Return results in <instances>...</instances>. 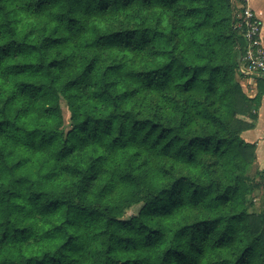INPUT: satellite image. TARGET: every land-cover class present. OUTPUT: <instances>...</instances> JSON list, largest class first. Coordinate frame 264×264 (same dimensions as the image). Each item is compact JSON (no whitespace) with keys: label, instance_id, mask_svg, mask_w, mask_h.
Returning <instances> with one entry per match:
<instances>
[{"label":"trees","instance_id":"trees-1","mask_svg":"<svg viewBox=\"0 0 264 264\" xmlns=\"http://www.w3.org/2000/svg\"><path fill=\"white\" fill-rule=\"evenodd\" d=\"M238 12L233 0H0V264H264ZM121 117L142 141L114 134ZM193 146L223 176L211 218ZM182 185L195 202L172 198Z\"/></svg>","mask_w":264,"mask_h":264},{"label":"clouds","instance_id":"clouds-1","mask_svg":"<svg viewBox=\"0 0 264 264\" xmlns=\"http://www.w3.org/2000/svg\"><path fill=\"white\" fill-rule=\"evenodd\" d=\"M85 20H86L85 17H81V23H84ZM134 39H138V38H134ZM183 73H184V68L180 66V63H177L176 65H174L173 70H172V75H173V83L171 84L172 88H175L176 84H182L183 83V80L185 78L183 76ZM173 94H175V93H173ZM121 111H123V109H118V112H121ZM121 125H123V131H124L125 138L135 137L137 141H142L144 139L145 132L147 131V129H145L144 131H140L139 128L133 129L130 121L127 119H124L122 117L117 119V121H116V132L114 134L119 133ZM184 151H193L199 155L200 163L205 168V178L201 181V183L204 185H207L209 183L213 184V188L210 190L211 191L210 195H207V193L209 192V190L207 188L203 189V191L200 194L202 201H203L201 204V208L209 209L208 211L204 212L203 215L206 217H209V218H211L214 215H219L220 214L219 212H215L213 210L215 208V205L213 203V198H214L217 191L222 190V189H218L216 186H217V184L222 182L223 176L219 172H214L212 168L208 167V165H210L212 163V160L218 159V157H214L210 154L211 149H210L209 153H203L201 151V149L199 147H196V146H193V148H191V149L186 148V149H184ZM180 174H183V173H178V175H180ZM152 195H158L161 198H163V197H168L171 194L160 193L159 191H157V192L153 193ZM205 196H206V198H205ZM176 197H178L179 199L183 200L186 203H193L196 201V197L193 195L191 185L180 186L177 189L175 196L172 198H176ZM66 198L73 199V200L76 199L75 193L74 192L67 193ZM148 198L150 199L151 196H149ZM29 207H31V206H29ZM200 218H201V212H200V209H197V212L190 219L186 220L185 223H194V221H196ZM178 242L181 244H184V246L186 247L185 241L180 240Z\"/></svg>","mask_w":264,"mask_h":264},{"label":"built area","instance_id":"built-area-1","mask_svg":"<svg viewBox=\"0 0 264 264\" xmlns=\"http://www.w3.org/2000/svg\"><path fill=\"white\" fill-rule=\"evenodd\" d=\"M239 8L238 27L242 29L246 41L240 73L244 79L256 81L264 79L263 24L250 5V0H233Z\"/></svg>","mask_w":264,"mask_h":264},{"label":"crops","instance_id":"crops-1","mask_svg":"<svg viewBox=\"0 0 264 264\" xmlns=\"http://www.w3.org/2000/svg\"><path fill=\"white\" fill-rule=\"evenodd\" d=\"M250 5L260 18L264 28V0H250ZM258 82V79L256 81L243 79L242 81L245 93L249 98L254 99L256 105L254 110V113L257 115L255 128L242 134L244 141L256 146L255 159L251 164V168L255 171L254 177L258 172L264 171V95L262 94L264 93V84L260 87Z\"/></svg>","mask_w":264,"mask_h":264},{"label":"rangeland","instance_id":"rangeland-1","mask_svg":"<svg viewBox=\"0 0 264 264\" xmlns=\"http://www.w3.org/2000/svg\"><path fill=\"white\" fill-rule=\"evenodd\" d=\"M263 21H264V19H263ZM263 32H264V28L262 29V35H263ZM61 105H62V109H63V113H64L66 123L68 124V119L70 117V113H69V111L66 107V103L64 101L62 102ZM254 174H255V171L253 170V168L250 167L249 171H248V175L251 177H254ZM263 202H264V188L258 189L255 192L254 199H253L254 206H252L251 212H260V210L262 209V206H263ZM133 212H134V210L130 211L128 213V215L133 214Z\"/></svg>","mask_w":264,"mask_h":264}]
</instances>
